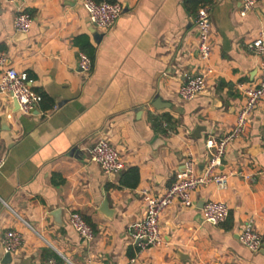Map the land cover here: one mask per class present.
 <instances>
[{
    "label": "crops",
    "instance_id": "crops-1",
    "mask_svg": "<svg viewBox=\"0 0 264 264\" xmlns=\"http://www.w3.org/2000/svg\"><path fill=\"white\" fill-rule=\"evenodd\" d=\"M109 1L121 4L123 13L110 31L100 32L90 25L83 0H25L20 9L33 24L21 35L13 28L18 5L0 0V77L14 68L45 96L38 110L23 116L0 95V155L6 158L0 171V264L8 231L22 236L9 264H125L134 257L136 264H264V99L245 133L226 148L219 172L233 174L227 187L198 188L193 207L168 208L160 219L161 246L139 252L132 238L133 225L145 214L142 192L162 193L188 152L201 172L206 141L234 126L244 101L237 85L258 79V58L247 44L264 29V0L245 17L233 0H208L207 64L197 56L195 12L185 0ZM92 30L101 37L97 42ZM78 40L94 48L89 75L78 69ZM205 65L213 69L205 92L180 100L185 77L203 74ZM100 137L118 150L125 170L138 169L136 188L120 187L119 175L108 177L89 161L88 150ZM208 200L229 207L224 224L203 222ZM105 201L110 218L100 212ZM71 212L91 225V242L70 227ZM249 220L263 237L256 254L239 242Z\"/></svg>",
    "mask_w": 264,
    "mask_h": 264
},
{
    "label": "built area",
    "instance_id": "built-area-1",
    "mask_svg": "<svg viewBox=\"0 0 264 264\" xmlns=\"http://www.w3.org/2000/svg\"><path fill=\"white\" fill-rule=\"evenodd\" d=\"M7 3L18 5L17 13L13 19V28L16 33L27 34L33 24V18L26 11L20 9L25 0H4ZM239 3L241 17L254 11L260 0H233ZM82 7L88 16L92 28L100 31H110L123 13V7L117 2L103 0H83ZM193 24L197 35L196 51L199 60L207 64L211 56L210 43V5L203 4L198 7L193 17ZM247 51L258 58L255 85L238 84L237 89L243 96V104L238 109L235 124L225 135L219 139L210 138L205 143L208 153L205 166L201 172L192 153L188 152L183 160L184 171L176 175L175 180L167 186L162 193L151 195L142 192L145 204V214L142 220L135 223L132 229L133 242L139 252L156 248L163 244L160 232V219L163 213L175 204L188 209L193 207L192 196L198 188L215 185L220 190L227 187L232 173L219 172L226 148L241 137L247 128L248 120L260 101L264 99V29L257 32L255 38L247 44ZM4 65L0 56V66ZM93 62L83 52L78 53V69L80 73L89 75L92 72ZM213 73L209 65H205L204 73L185 77L184 83L178 92V97L189 102L202 95L206 90V80ZM32 80L25 73H19L14 68H7L0 77V95L7 96L16 102L18 112L23 116H30L38 110L42 98L32 89ZM161 126L167 136L173 134L166 122ZM88 159L96 164L104 175L117 176L125 170V165L118 150L104 137L98 138L88 150ZM5 156L0 155V171L5 165ZM229 216V207L220 201L208 200L201 208V217L204 223L210 226H219L226 222ZM70 227L85 242L94 239V230L86 220L77 212H71L68 217ZM240 244L251 253H258L263 247V237L255 230L254 222L245 223L239 235ZM22 244V236L15 231H8L2 239V248L5 254H12ZM137 258L129 259L125 264H136ZM50 264L53 262L50 261Z\"/></svg>",
    "mask_w": 264,
    "mask_h": 264
},
{
    "label": "trees",
    "instance_id": "trees-1",
    "mask_svg": "<svg viewBox=\"0 0 264 264\" xmlns=\"http://www.w3.org/2000/svg\"><path fill=\"white\" fill-rule=\"evenodd\" d=\"M96 2H102L103 0H94ZM208 0H185V5L188 9H191L193 12H196L199 6L203 4H207ZM76 45L80 48V50L89 56V58L93 59L94 48L86 41V40H78L76 41ZM42 98L40 103L43 104L45 100V96L39 94ZM139 183V171L137 168H130L124 170L119 174V185L120 187L126 188H136Z\"/></svg>",
    "mask_w": 264,
    "mask_h": 264
},
{
    "label": "water",
    "instance_id": "water-1",
    "mask_svg": "<svg viewBox=\"0 0 264 264\" xmlns=\"http://www.w3.org/2000/svg\"><path fill=\"white\" fill-rule=\"evenodd\" d=\"M91 33L93 34V36H94L96 42L101 38L97 33H95L94 30H92ZM21 35H25V34H21ZM158 103H160V100H156L155 104H153V107H154L155 109H159V108H160V107H158ZM14 104H15V111H17V110H18V106H17L16 102H14ZM198 131H199V129L196 130V132H198ZM222 164H223V162H222ZM183 171H184V167L182 168V171H181V172H183ZM111 177L113 178L114 176H111ZM100 212H101L104 216L110 218L111 210H108V203H107V201H105V202L102 204V208L100 209ZM59 214H60L59 212H56V213H54L52 216L55 218V217L58 216ZM10 258H11V257H10V254H5V256H4V260H3L2 264H9V262H10Z\"/></svg>",
    "mask_w": 264,
    "mask_h": 264
}]
</instances>
